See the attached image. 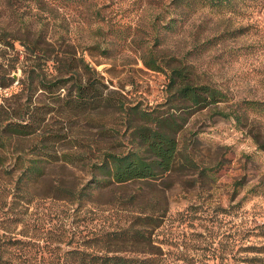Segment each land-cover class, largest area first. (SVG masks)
<instances>
[{
  "label": "rangeland",
  "instance_id": "1",
  "mask_svg": "<svg viewBox=\"0 0 264 264\" xmlns=\"http://www.w3.org/2000/svg\"><path fill=\"white\" fill-rule=\"evenodd\" d=\"M178 14L171 0H91L76 11L60 9L59 0H0V39L10 43H0V78L7 70L13 79L0 89V106L29 102L19 79L36 63L28 48L38 44L48 66L56 56L73 68L84 58L116 104L169 116L167 133L178 144L175 166L160 179L98 188L77 200L100 177L91 171L98 157L136 147L139 118L130 126L118 105L77 116L52 105L45 131L65 143L55 151L73 155V163H40L42 177L16 188L19 166L14 156L1 157L0 258L62 264L79 251L156 264H264V106L249 104L264 103V1L231 14L198 9L181 21ZM149 55L166 69L186 68L195 84L222 91L227 101L202 111L166 105L168 80L143 64ZM32 98V105L49 104L41 91ZM237 104L240 122L231 116ZM33 142L9 149L26 152ZM8 239L22 249L4 246Z\"/></svg>",
  "mask_w": 264,
  "mask_h": 264
},
{
  "label": "trees",
  "instance_id": "2",
  "mask_svg": "<svg viewBox=\"0 0 264 264\" xmlns=\"http://www.w3.org/2000/svg\"><path fill=\"white\" fill-rule=\"evenodd\" d=\"M11 2L12 0H7ZM91 0H59L60 9L76 11L78 7L88 6ZM179 14L176 19L184 20L188 12L194 14L197 10L207 9L219 14H231L239 7H242L249 1L260 3L264 0H171ZM186 13V14H185ZM219 37V36H218ZM0 43L4 46H10L6 39L1 37ZM99 48V47H98ZM29 57L35 55L33 66L29 65L22 70V78L19 79L21 91L29 102L19 104L17 109L10 110L9 106H0V160L4 156H14V164L19 166L18 178L15 187L28 186L42 177V172L46 163L64 162L73 163V155L69 153L57 155L55 144L63 146L61 140H55L57 137L52 131L46 130L45 122L47 117L53 111L52 105L57 110L66 111L67 116L85 113L92 114L99 110L115 108L118 105L119 111H123L126 120L132 126L133 118H139L140 123L132 126L136 147L129 149L125 153H104L91 168L96 175L92 178L93 186L87 184L77 193V200L83 197L92 196V191L98 188H106L114 184H127L132 181H155L163 175L170 173L175 166L178 158V144L174 138L167 133V129L174 126L169 116L155 115L147 110H138L134 106H123L121 102L116 104L112 92L107 91V86L101 80L98 72L84 62V58H79L76 67H72L70 59L68 65H63L57 56L48 66V59H44L47 51L39 48L38 44H33L28 48ZM105 54V51L102 52ZM41 56V57H40ZM64 63V60H63ZM143 64L154 71L163 72L168 80L166 92L168 99L166 105H178L179 109L196 111L205 110V108H216L220 103L227 101V96L222 91L215 89L208 84H195L190 77V72L186 68L166 69L158 62L153 55L143 58ZM43 66V67H42ZM17 70V67H13ZM13 79L8 75L7 70L0 78V89L10 88ZM41 91L45 97L49 98L48 105L30 104L33 95ZM240 104V103H239ZM239 104L231 116L235 122H240V117L236 114L240 110ZM250 107L257 108L264 106V103L251 102ZM51 105V106H50ZM264 110V109H261ZM59 137V136H58ZM60 139V138H58ZM28 140L34 142L28 151L23 152L20 149L10 147L12 144H18L19 141ZM69 141L67 142V144ZM65 144V143H64ZM69 146H73L69 143ZM43 149H52L50 152ZM264 151V147H261ZM32 155V158L25 160L24 156ZM51 158L50 160H48ZM40 163L43 165L40 166ZM1 164V161H0ZM133 239L139 236L131 234ZM4 246L9 244L11 248L19 251L22 249V243L8 239ZM61 263L69 264H156L153 260L125 258L120 256L92 255L86 252L69 251ZM0 264H12L11 259L4 260L0 258Z\"/></svg>",
  "mask_w": 264,
  "mask_h": 264
}]
</instances>
